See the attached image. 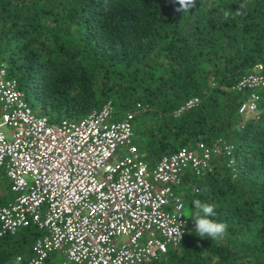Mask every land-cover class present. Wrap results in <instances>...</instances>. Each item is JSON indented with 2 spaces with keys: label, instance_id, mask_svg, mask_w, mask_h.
Listing matches in <instances>:
<instances>
[{
  "label": "trees",
  "instance_id": "trees-1",
  "mask_svg": "<svg viewBox=\"0 0 264 264\" xmlns=\"http://www.w3.org/2000/svg\"><path fill=\"white\" fill-rule=\"evenodd\" d=\"M241 3L244 14L225 20L223 10ZM177 8L174 0H0V62L49 121L77 120L106 102L115 120L133 112L131 142L149 166L198 143L230 146L201 176L185 170L175 189L187 210L194 199L214 205L210 219L227 225L225 237H197L193 226L143 264H264V92L235 88L255 64L264 76V0ZM250 94L257 114H239ZM7 181L0 170V207L13 195ZM42 234L35 225L1 234L0 264H27ZM42 264L68 263L51 253Z\"/></svg>",
  "mask_w": 264,
  "mask_h": 264
},
{
  "label": "built area",
  "instance_id": "built-area-1",
  "mask_svg": "<svg viewBox=\"0 0 264 264\" xmlns=\"http://www.w3.org/2000/svg\"><path fill=\"white\" fill-rule=\"evenodd\" d=\"M260 64L235 85L260 88ZM250 94L237 110H256ZM186 100L175 113L192 107ZM133 112L113 119L109 102L77 120L49 121L27 104L16 80L0 62V170L13 197L0 207V235L35 225L27 264H42L51 253L70 264H143L177 245L194 226L179 217L175 188L185 170L201 176L212 155L229 146L179 148L152 166L132 144ZM184 225L178 240L172 229ZM17 257L13 264H19Z\"/></svg>",
  "mask_w": 264,
  "mask_h": 264
},
{
  "label": "clouds",
  "instance_id": "clouds-1",
  "mask_svg": "<svg viewBox=\"0 0 264 264\" xmlns=\"http://www.w3.org/2000/svg\"><path fill=\"white\" fill-rule=\"evenodd\" d=\"M174 2L179 5V8L176 9V11L178 12H188L189 9H191L194 6V0H174ZM246 6H247L246 4L241 3L239 5V9L235 12L230 11L229 8L224 9L223 10L224 19L228 20L229 18H233L234 16L243 15L244 13L242 10H244ZM247 114H253V115L257 114V107H256L255 112L253 113L247 112ZM194 191L196 193H200L201 190L197 188ZM204 191H207V189H204ZM180 200H181L182 205L179 206L177 211H181V209L183 208L182 199L180 198ZM191 205H192L191 209H189L186 212H181L178 218L188 217L187 219H191L194 222V233L197 234V237H200V238L207 237V238H210L216 241L222 240L226 235L227 225L223 222H217L214 219H210V217H213L215 214L214 213L215 206L212 204L206 203V202H202L200 199H194L191 202ZM183 227H184L183 224L177 222L176 226L172 229V231L176 234L178 240L183 234L180 231L181 228Z\"/></svg>",
  "mask_w": 264,
  "mask_h": 264
},
{
  "label": "rangeland",
  "instance_id": "rangeland-1",
  "mask_svg": "<svg viewBox=\"0 0 264 264\" xmlns=\"http://www.w3.org/2000/svg\"><path fill=\"white\" fill-rule=\"evenodd\" d=\"M31 104H32V106H33V109H37V104H36V102L35 101H31ZM32 109V108H31ZM34 111V110H33ZM35 112V111H34ZM175 192H176V190H175ZM176 194H178V193H176ZM179 195V194H178ZM186 211H188L187 210V207L184 205V203H183V210H182V212H186ZM168 247H170V246H168ZM167 247V248H168Z\"/></svg>",
  "mask_w": 264,
  "mask_h": 264
},
{
  "label": "crops",
  "instance_id": "crops-1",
  "mask_svg": "<svg viewBox=\"0 0 264 264\" xmlns=\"http://www.w3.org/2000/svg\"><path fill=\"white\" fill-rule=\"evenodd\" d=\"M7 183H8V181H7ZM12 197H13V195H12ZM11 199H12V198H11ZM11 199H9L8 201H10ZM55 254H56V253H55ZM56 255H59V254H56ZM59 257H61V259H62L65 263H67L66 260H65V258H64L63 256L59 255ZM68 264H70V263H68Z\"/></svg>",
  "mask_w": 264,
  "mask_h": 264
}]
</instances>
